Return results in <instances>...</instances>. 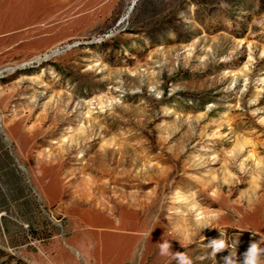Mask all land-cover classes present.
<instances>
[{
  "label": "rangeland",
  "instance_id": "1",
  "mask_svg": "<svg viewBox=\"0 0 264 264\" xmlns=\"http://www.w3.org/2000/svg\"><path fill=\"white\" fill-rule=\"evenodd\" d=\"M220 232L264 247V0H0V264H224Z\"/></svg>",
  "mask_w": 264,
  "mask_h": 264
},
{
  "label": "clouds",
  "instance_id": "2",
  "mask_svg": "<svg viewBox=\"0 0 264 264\" xmlns=\"http://www.w3.org/2000/svg\"><path fill=\"white\" fill-rule=\"evenodd\" d=\"M196 224L200 230L211 227L209 222L199 217L197 218ZM237 243L238 241L235 242V245H237ZM232 244L233 242L229 241L224 233H221L220 238L212 239L206 244L209 249V258L216 261L217 253L226 248H231L230 255L223 258L224 264H262V260H264V247L261 246V242L251 243L248 249L242 254V258L239 261L237 260V254L235 256L233 255ZM159 246L160 254L162 256L172 257L176 261V264H192L191 259L185 252H172L169 240H162V242L159 243Z\"/></svg>",
  "mask_w": 264,
  "mask_h": 264
}]
</instances>
